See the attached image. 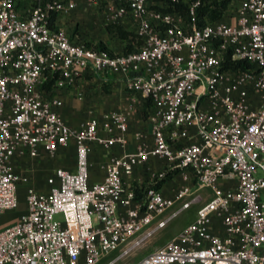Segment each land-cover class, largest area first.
<instances>
[{"label": "built area", "instance_id": "2783aa9c", "mask_svg": "<svg viewBox=\"0 0 264 264\" xmlns=\"http://www.w3.org/2000/svg\"><path fill=\"white\" fill-rule=\"evenodd\" d=\"M77 1L30 0L19 12L0 0V218L19 208L18 158L75 148L74 172L54 169L45 193L27 188L25 211L0 230V264H98L117 252L115 264L193 206L191 223L134 264H264V0H230L227 21L200 27L202 0H83L139 38L127 54L88 49L57 25ZM177 3L187 20L165 11ZM226 54L249 68L222 70ZM54 74V89L120 77L150 103L152 147L110 157L103 181L90 183L88 144L124 149L128 115L67 126L62 101L42 89ZM151 158L166 167L150 184L176 171L172 197L149 188L136 198L140 186L126 183Z\"/></svg>", "mask_w": 264, "mask_h": 264}, {"label": "crops", "instance_id": "0c3cea01", "mask_svg": "<svg viewBox=\"0 0 264 264\" xmlns=\"http://www.w3.org/2000/svg\"><path fill=\"white\" fill-rule=\"evenodd\" d=\"M16 2L19 3L17 7L19 12H23L29 7V4H31L30 0H16ZM57 25L64 30L70 32L74 31L77 35L80 34L92 38L95 31L98 29L96 27L99 26V18L93 8L88 7L83 0H79L77 1L75 10L72 11L69 16L59 17L57 19ZM78 85V89L72 86L62 89L52 88L51 91L52 95L58 96L62 101L63 105L58 110V113L67 126L78 129L83 121L92 117H99L107 112H122L128 115L127 144L124 149L116 145L112 147L111 150L107 151L94 142L88 144L90 149L88 155L89 182L100 183L105 177V167L110 157H119L124 153H133L141 144H145L148 148L152 147L150 128L147 120L148 113L150 112V103L140 102L133 93L126 89L124 81L118 76L97 74L92 77L86 75L79 79ZM78 95H80L81 100L78 99ZM64 153L67 154V162L58 160L60 155L63 154L64 156ZM42 159L49 160L44 155H40L36 159H31L27 156L17 159L18 169L28 182L25 185H18L17 198L19 208L16 211L7 212L1 216L0 230L13 224L18 218L17 215L25 211V193L27 188L31 187L39 193L47 192L48 187L46 185V179L45 181L40 180L37 182L29 175H32L35 170H37V167L40 166L38 163H35V161ZM56 159L58 161L50 168L48 176L51 175L54 169L62 168L59 166H65V170L74 172L75 148L73 143L70 142L66 149L59 150L58 155L50 160L55 161ZM156 160V158H151L149 160V164L154 168L157 165ZM143 170L144 169L141 167L136 168L131 178L126 180V183L136 187L143 185ZM169 182H174L172 192L166 190V186ZM176 187L177 181L170 179L161 186L159 191L165 197H172ZM191 208H195L196 210L197 207L193 206ZM191 208L189 210H191ZM111 254H116L111 260L115 259L118 255L117 252ZM108 257L109 255L103 258L98 264H101Z\"/></svg>", "mask_w": 264, "mask_h": 264}, {"label": "rangeland", "instance_id": "374dc122", "mask_svg": "<svg viewBox=\"0 0 264 264\" xmlns=\"http://www.w3.org/2000/svg\"><path fill=\"white\" fill-rule=\"evenodd\" d=\"M104 23L105 22H103V20H101L99 18V26L96 27L98 29L93 34L92 38H88L87 36H83V35L78 34L77 39L84 41V42H91L93 45H96L98 43H102L103 46H105L106 49L107 48L110 49L112 51V53H115V54L122 53L123 49H124V42L118 38L115 29L113 27H111L110 24H106V23L104 24ZM58 160L62 161V162H65V161L67 162V160H68L67 154L64 153V156H63V154L60 155ZM58 160L56 159L55 161H52L50 159L49 160L42 159L39 161H35V163H38L40 166L39 167L36 166L37 170H35V172L32 175L29 174L30 177L31 178L33 177L37 182H39L40 180L45 181V179L49 175L50 168L53 167V165H55ZM156 161H157V165L155 168L150 164H148V166L146 168H143L144 169L143 170V179H142L143 185H148L151 183L150 175H154V177H155V175L158 172H160V170H162V169H163V171L165 170V167H166L165 163H163V161H161L159 159H157ZM36 167H35V169H36ZM59 167H62L65 169V166H59ZM27 182H28V180L25 178L23 181H21L20 185H25ZM173 183L174 182H169L167 184L166 190L168 192L173 191V188H174ZM263 199H264V196H263ZM177 208H178V206H175L171 210L167 211L163 216L157 217V219H160V218H163V217L169 215L173 210H175ZM194 213H195V208H191V210H187V211L182 212L175 219H173L163 230L157 232L152 238L145 241L144 244H142L140 247H138L135 251H133L128 256L120 259L115 264H134L135 262H137V260H139V258L143 257L144 255H146L150 251L161 247L167 241H169L171 238L176 236L184 226H186L187 224H189L193 221ZM19 215H17V216H19ZM115 256H116V254L109 255V257L107 259H105L101 264H107Z\"/></svg>", "mask_w": 264, "mask_h": 264}, {"label": "trees", "instance_id": "16d2710c", "mask_svg": "<svg viewBox=\"0 0 264 264\" xmlns=\"http://www.w3.org/2000/svg\"><path fill=\"white\" fill-rule=\"evenodd\" d=\"M229 1L230 0H202L201 5L197 10L196 25L200 27L205 24H212L221 20L227 21L228 20L227 13L229 11V5H228ZM18 5L19 3L16 2L17 7ZM165 11L177 12L185 20H187V10L183 5L179 3L170 5L169 8L166 9ZM110 26L115 29L118 38L124 42V49L122 53L127 54L133 50V47L135 45L139 46L141 44L139 38H137L132 31L124 30L117 25H110ZM73 34L77 35L75 32H73ZM82 42L84 46L88 49H93L96 51H108L110 54H113L112 51L108 48L106 49V47L103 46L102 43L93 45L91 42H84V41ZM248 68L249 65L247 63L231 61L230 55L229 54L225 55L222 64V70H238V69L245 70ZM58 79H59L58 74H54L48 77V79L42 85V89L47 93H51L52 88H54V84ZM175 172L176 171L168 172L163 179H160L159 181L155 180L153 184L141 185L139 189L134 188L136 198L142 197L144 195V192L149 188L159 190L161 186L165 184L166 181L172 179Z\"/></svg>", "mask_w": 264, "mask_h": 264}]
</instances>
